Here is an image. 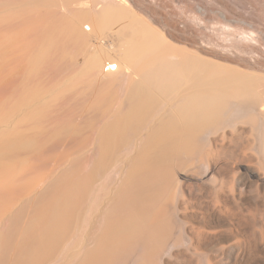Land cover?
I'll list each match as a JSON object with an SVG mask.
<instances>
[{"label": "bare ground", "instance_id": "1", "mask_svg": "<svg viewBox=\"0 0 264 264\" xmlns=\"http://www.w3.org/2000/svg\"><path fill=\"white\" fill-rule=\"evenodd\" d=\"M89 2L75 13L88 32L71 21L68 33L85 41L120 23V44L89 59L100 74L76 120L75 157L0 221V264H264V98L233 65L175 55L123 1ZM44 46L30 66L50 60ZM240 122L257 135L259 158L226 161L243 153L219 134ZM5 131L0 157L35 141Z\"/></svg>", "mask_w": 264, "mask_h": 264}, {"label": "rangeland", "instance_id": "2", "mask_svg": "<svg viewBox=\"0 0 264 264\" xmlns=\"http://www.w3.org/2000/svg\"><path fill=\"white\" fill-rule=\"evenodd\" d=\"M2 1L4 3H1ZM121 1L128 7L133 19L141 20L161 33L165 41L173 48L175 55L189 53L210 62L233 65L240 71L243 70L247 76L244 79L245 83L255 90L257 96L264 98V5L252 6L247 15L258 23L257 44L237 39L232 42L231 50L227 51L217 48L206 37L196 35L188 28H175L172 24H166L158 12L149 7L144 0ZM23 3L0 0V132L20 131L24 136H34L35 141L16 148L17 150L14 149L7 156L0 157V221L8 217L20 204L30 199L64 162L75 157L74 140L78 116L95 93L98 86L96 78L100 74L88 68L89 59L93 54L104 52L107 48L118 49L121 41L117 34L120 23L113 24L98 33L87 34L85 41L77 40L68 33L66 25L71 21L79 23L80 28L88 32L83 21H77L75 13L77 9L90 8L92 5L89 0H72L68 3L63 0H35L33 4L26 3L27 7ZM43 46L48 51L46 52L48 56L49 51L51 52V58L45 54L46 60L48 58L50 60L47 63L44 57V61L40 60L36 62L37 65L35 63L30 66L28 63H31V58L43 49ZM46 47L51 50H47ZM20 49L22 52L19 51ZM115 50L110 51L111 55H116ZM106 68L107 66L101 70L105 71ZM261 108L264 109V106ZM33 118L37 122L34 120L32 122ZM73 128L75 130H72ZM71 130L74 132L72 133ZM224 130L219 134L223 133L224 136L221 143L227 147L232 146L231 149L235 146L243 153V157L232 159L223 155L224 160L244 161L248 159L247 157L250 160L259 158L255 148L258 145L257 135L251 133L249 124L240 122L234 130L230 127ZM233 135L242 137L243 141L232 140ZM56 141H60L61 146L51 150L49 146ZM241 141L242 145L239 144ZM252 146L255 147L250 148ZM43 160L48 161L47 165H40ZM8 190L10 192L14 190L13 194Z\"/></svg>", "mask_w": 264, "mask_h": 264}, {"label": "built area", "instance_id": "3", "mask_svg": "<svg viewBox=\"0 0 264 264\" xmlns=\"http://www.w3.org/2000/svg\"><path fill=\"white\" fill-rule=\"evenodd\" d=\"M144 1L158 12L166 24H172L175 28H188L196 35L206 37L215 46H231L233 41L227 39L228 34L234 36L243 30L247 34L246 42L257 44L258 23L247 15L252 6L264 5V0ZM236 19L243 20L244 23L236 21Z\"/></svg>", "mask_w": 264, "mask_h": 264}]
</instances>
